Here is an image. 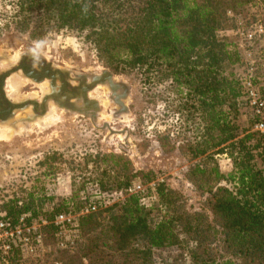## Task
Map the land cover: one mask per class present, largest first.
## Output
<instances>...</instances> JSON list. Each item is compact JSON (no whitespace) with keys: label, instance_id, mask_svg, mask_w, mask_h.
Masks as SVG:
<instances>
[{"label":"trees","instance_id":"16d2710c","mask_svg":"<svg viewBox=\"0 0 264 264\" xmlns=\"http://www.w3.org/2000/svg\"><path fill=\"white\" fill-rule=\"evenodd\" d=\"M251 2L11 0L10 14H0L1 31L12 28L38 41L67 30L114 72L136 75L145 95L162 100L172 118L157 132L158 142L193 161L187 176L205 197L204 208L192 210L182 192L158 182L157 202L148 207L130 189L136 179L154 181V171L137 170L124 154L88 153L86 164L93 170L86 179L103 191L123 192L124 199L79 218L87 243L65 264H83L87 257L93 264H154L155 253L172 250L189 254L191 264H264V135L254 130L257 118L244 127L239 122L248 103L241 75L230 67L242 58L218 35L228 26L227 12ZM218 155L231 160L229 173L221 170ZM62 156L49 153L41 163L55 173L54 161ZM77 178L85 177L73 176V186ZM46 200L7 191L0 195V219L53 220L84 204L74 189L40 218ZM103 247L113 252L109 259L95 255Z\"/></svg>","mask_w":264,"mask_h":264},{"label":"rangeland","instance_id":"374dc122","mask_svg":"<svg viewBox=\"0 0 264 264\" xmlns=\"http://www.w3.org/2000/svg\"><path fill=\"white\" fill-rule=\"evenodd\" d=\"M245 6L229 11L240 16L244 21L261 19L264 22V0H253L251 4ZM10 10L11 0H0V14L9 15ZM229 11L227 12L228 26L220 30L218 35L230 43L231 49L237 50L241 55L242 63L230 67V69L232 68L243 77L246 74L247 54L244 50L238 49L237 43L240 41L233 32L236 26V18L230 17ZM2 23L0 20V28H3ZM1 51L14 56L17 53L20 55L14 66L18 65L23 57L35 56L62 66L63 69L78 73L101 74L103 71L109 70L113 73L114 81L121 84V88L117 91L125 107L113 99L114 94L108 85H99L89 94L91 99H95L91 94L103 95L105 90H109H107L109 106H105L101 101L95 99L99 103L95 111V118L92 114L59 107L51 99L49 103L53 102L58 106L60 121L58 119L53 126L43 131L35 129L26 134L17 135L9 141L0 140V195L7 191L10 194L13 191H19L23 196L32 192L39 198H47L39 210L42 211L40 218L44 217L43 212L51 211L56 204L69 199L74 189L79 190L81 199L84 201L79 211L84 207L93 205V203L104 205L108 198L111 203H114L118 199L111 193L115 194L116 191H103L98 184L86 179L91 176L90 171L93 170L91 164H86L88 153L102 151L124 154L131 159L137 170H152L156 173V179L150 183L136 179L133 184V189L142 194V202L146 206L156 204V184L164 182L169 187L182 192L192 210L204 208L205 197L200 195L187 176L193 161L185 159L178 150H164L158 142L157 132H163L168 123L172 121L164 109V102L160 99L148 98L144 93L140 79L136 75L114 72L98 60L90 45L67 30L51 33L38 41H31L25 33L12 28H5L0 30ZM250 51L259 64L260 58L264 55V37L257 39L250 47ZM3 71H7V68L0 69V73ZM73 72L70 73L74 75ZM258 76L261 78L258 81V86L262 90L264 88V71L260 69ZM25 78L29 80V83L22 89V94L26 96V94L37 92L36 97L40 99L47 95H42L39 88L29 89L30 93H25L26 88L34 86L31 78L27 76ZM72 80L73 83H76V80ZM101 86L102 88H100ZM50 91L51 88L49 87L48 93ZM123 93L126 94L125 98L122 97ZM244 99L246 98L244 97ZM25 100H20V102ZM246 101L248 107L244 109L245 112L240 117L239 122L244 127L249 124L252 117H255L257 121L254 130H256L255 127L259 118L254 114L249 101L247 99ZM107 115L110 116V121L109 118L107 120L103 117ZM40 117L42 115H35L32 107H26L17 111L14 122L7 123L17 125L19 120L28 122L29 119V121H33ZM53 152L63 154L62 157L58 158L59 160L54 161L57 163L54 165L58 167L55 173L51 171L49 164L41 163L47 154ZM217 161L224 173H229L232 170V162L226 155H218ZM78 163L80 166L77 165ZM74 167H79V170H72ZM76 175L85 178H77L76 185L73 186L72 177H76ZM86 199L88 200L87 203L85 202ZM105 208L106 206H102L97 211ZM53 220L46 219L48 223L42 227L43 242L39 251L35 255H29L21 250H15L12 264L21 259H25L24 261L28 264H56L58 262L65 264V258L79 253L80 246L87 243L80 223L77 245L73 249H62L57 244L56 226H54V230L48 227L53 223ZM112 254L110 249L103 247L95 255H98L100 259H109ZM164 256H169L166 263L163 261ZM83 264H93V258H84ZM154 264L191 263L189 254L181 256L179 251L172 250L164 252L162 256L155 253Z\"/></svg>","mask_w":264,"mask_h":264},{"label":"built area","instance_id":"2783aa9c","mask_svg":"<svg viewBox=\"0 0 264 264\" xmlns=\"http://www.w3.org/2000/svg\"><path fill=\"white\" fill-rule=\"evenodd\" d=\"M228 14L230 17L236 18V26L233 32L240 41L237 43L238 49L244 50L247 54L246 74L241 77L244 97L249 101L254 114L259 118L255 129L264 135V88L261 90L258 86V81L261 79L258 76V72L260 69L264 71V55L260 58L259 64H257L250 51V47L253 46L257 39L264 37V22L261 19L244 21L231 11ZM130 191L135 192L136 190L132 188ZM111 195L116 196L118 201L124 199L123 192L111 193ZM112 204L108 198L104 205L93 203V205L84 207L78 212L69 211L58 214L52 223L57 228L56 239L58 246L62 249H73L78 243L79 218L97 211L102 206L107 207ZM47 223L48 221L46 220L27 223L25 216H22L17 224H12L11 221L6 219H0V264H12L15 250L35 255L43 242L42 227ZM24 260L21 259L15 264H28Z\"/></svg>","mask_w":264,"mask_h":264},{"label":"flooded vegetation","instance_id":"af4514ba","mask_svg":"<svg viewBox=\"0 0 264 264\" xmlns=\"http://www.w3.org/2000/svg\"><path fill=\"white\" fill-rule=\"evenodd\" d=\"M17 71V72H16ZM68 69H63L62 66L51 63L50 61L39 59L35 56L23 57L18 65L7 69L0 73V122H14L15 114L17 111L22 110L26 107H32L35 115L45 116L49 108L48 98L46 96L42 99L35 97L26 99L23 102L15 101L12 96H10L7 90V81L9 77L15 73H21L33 80L34 86L26 88L25 93H30L29 89L39 88L40 85L49 81V87L54 88L57 92L56 99L60 104L64 106H72V103H76L72 94L77 92V88L82 84L76 81L73 83V78L75 74H80L78 72H73L74 75ZM41 92V89H40ZM51 93V91H50ZM54 92H52L53 94ZM49 94V93H48ZM28 94H26L27 96ZM77 105V104H76ZM83 107V103H80Z\"/></svg>","mask_w":264,"mask_h":264},{"label":"bare ground","instance_id":"6f19581e","mask_svg":"<svg viewBox=\"0 0 264 264\" xmlns=\"http://www.w3.org/2000/svg\"><path fill=\"white\" fill-rule=\"evenodd\" d=\"M15 55L16 56L11 55L9 53H5L4 51H1L0 52V69H5V68L8 69L14 66L20 56L18 53ZM28 83H29V80L26 79L25 76H23L21 73H15L9 77L7 81V90L10 92V95L15 101L24 100L27 98H35L38 95L37 92L30 93L28 96H25L24 94H22V89L25 86H27ZM100 88H102V86ZM40 89H41L42 95L48 94L49 82L46 81L45 83L41 84ZM107 90L103 92V95L101 94V95L95 96L91 94V96L101 101V103L104 104L105 106H109L110 101L108 100V97H107ZM57 107L58 106H56L53 102L49 103V109L46 115L36 120H33V121H28V122L22 121L21 122L19 120V122H17L18 123L17 125H13L14 123L10 124L6 122L3 124L0 123V140L9 141L17 135H23L35 129L43 131L53 126L57 122V120L60 118L58 115ZM103 117L107 118V120L109 118V121H110L109 115L103 116ZM58 121H60V119Z\"/></svg>","mask_w":264,"mask_h":264},{"label":"water","instance_id":"95a60500","mask_svg":"<svg viewBox=\"0 0 264 264\" xmlns=\"http://www.w3.org/2000/svg\"><path fill=\"white\" fill-rule=\"evenodd\" d=\"M73 79L82 84L77 88V92L72 94V97H74L73 99L76 100L77 102L72 103V106L70 107L60 104L59 101L55 100L57 96V92H55L54 88L51 87V93L46 95L48 98V104L49 101L53 99L59 105V107H63V108L65 107L70 111H78L80 113L92 114V116L95 118L96 117L95 111L99 106V103L97 100L91 99L89 94L99 85H108L114 94L113 99H115V101L119 103V105L125 107V104L123 100H121L120 95L117 91L118 89L121 88V84L114 81L113 73L110 72L109 70H105L101 74H85V73L75 74V78ZM52 92L54 93L52 94ZM46 96H45V101H47ZM122 97L125 98L126 94L123 93ZM81 102L83 103V107H81L80 105Z\"/></svg>","mask_w":264,"mask_h":264}]
</instances>
